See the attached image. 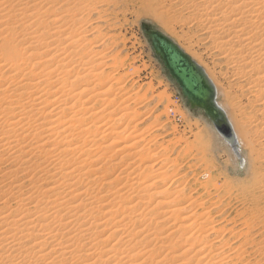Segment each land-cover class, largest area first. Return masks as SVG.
Returning a JSON list of instances; mask_svg holds the SVG:
<instances>
[{
  "label": "bare ground",
  "instance_id": "obj_1",
  "mask_svg": "<svg viewBox=\"0 0 264 264\" xmlns=\"http://www.w3.org/2000/svg\"><path fill=\"white\" fill-rule=\"evenodd\" d=\"M40 1L50 4L48 8L64 1V9L71 7L65 9L71 16L61 15L63 7L51 8L44 10L48 15L41 20ZM47 1L0 0V37L12 34L6 28L10 25L21 26L26 33L18 32L20 41L26 42L23 49L12 46L5 36L0 38V264H264V234H258L260 240L233 249L226 247L227 241L211 239L212 226L203 228L212 223L211 219L205 222L211 217L209 212L200 221L203 227L197 224L199 231L192 228L197 223V213L190 211L195 201L189 202L180 190L171 197L164 183L168 176L162 180V172L153 173L152 161L158 156L142 157L136 134L117 130L127 115L113 116L112 124V119L101 122L97 118H106L105 106L91 111L106 93L104 78L103 83L88 86V80H100V71H93L100 62L93 66L92 56L87 61L70 57L82 41L73 30L78 20L74 17L79 14L76 5L87 1ZM167 6L186 12L185 24L200 27L219 61L226 64L227 72L219 80L188 49L179 47L203 66L213 82L216 104L232 135L225 141L216 133L223 145L222 140L228 144L224 147L227 153L236 164L245 144L260 163L255 164L258 174L248 197L264 195V0H167ZM62 42L67 46L60 47ZM37 47L42 57L35 54ZM64 48L74 51L67 54ZM27 50L29 60L43 61L26 64ZM75 66L86 73L73 78ZM67 67L70 70H64ZM3 69L13 74L6 77ZM222 81L232 89L229 93ZM149 197L156 199L152 208H148ZM256 222L264 225V213L252 217L250 226ZM162 223H169L164 224V233L154 227ZM190 228L198 231L195 237H185Z\"/></svg>",
  "mask_w": 264,
  "mask_h": 264
},
{
  "label": "rangeland",
  "instance_id": "obj_2",
  "mask_svg": "<svg viewBox=\"0 0 264 264\" xmlns=\"http://www.w3.org/2000/svg\"><path fill=\"white\" fill-rule=\"evenodd\" d=\"M86 1L87 2L84 4H81V2L79 3V6L76 5V8L79 10V14H76L74 18L76 20L78 19L77 23H79L75 24L73 30L75 32H79L76 33V36L77 38H81L82 41L77 50L75 49L77 52L76 55L71 54L70 57L72 56L71 58H73V61H78L80 60L79 58H81V60L84 59L83 61H85L86 58L88 60V58L92 56L89 58V60L93 62V66L99 64L100 62L98 66L96 65L97 69L95 68L93 70L96 73L100 71V80L94 82V80L90 79L88 80L89 83L86 82V84L88 83V86L91 87L95 85L94 83L98 84V82L103 83L105 81L104 85H106L104 90H106V93H104L105 96L103 95L104 98L101 97L100 99L104 100L101 101L102 104L101 102L97 103V105L95 104V108L91 111L100 110L99 108L105 106L104 109L106 110L105 112L107 114L106 118H97L99 120L101 119V122L102 120H104L103 122H107L112 119L113 122L110 120L112 124L115 121V117L117 119L120 117V115L123 116L122 114L127 115V118L126 116H123L121 127H118V124L115 125L118 127L117 130L126 131L125 134L131 133L133 136L136 134L135 136L139 140V149L141 150V153L143 152L141 154L143 155L142 157L147 158L153 155L158 156V158H155V161L153 160L154 162L152 161V165L155 167L153 173L162 172V180L168 176V181L165 179L166 181H164V183L166 182V186L170 191H168V194L171 195L173 193L171 197L174 198L177 196V192L181 191L180 194L185 196L184 198L189 196V199L187 198L188 201H191L192 199V203L195 201L194 206L196 207L194 209L192 208L190 211L193 212V215L197 213V218H193L197 221V223L196 225H192V228L198 230L197 228L200 225L202 226L204 224L203 222L205 221V218L208 217L206 216V213L209 212L210 215H208L211 217H208L205 222H207L208 219H211V222L214 223L212 224L208 222V225L204 224V227H202L204 229H208L207 226H210L209 228H211V226L213 227L212 229H214V231L210 229L212 234L211 239L214 238L216 241L220 239L221 241H224V244L225 241H227L226 244L228 245L226 247H231L233 249L240 247V244L241 246L245 247L244 245L247 244V242L249 243L252 240H258V234H260V237L262 234H264V225L256 222V224H259L258 226H256L254 223V225L250 226V223H252V217L258 214V212L264 213V195L261 194V196H259L256 194V199H251L248 197L247 192L252 189L253 178L256 173L258 174V170L255 169V164L259 165L260 163H258V161L257 163L255 162L254 156L251 155L250 151L248 150L249 148H247L245 144H242L240 147V161L242 162L236 161V164L234 163L230 154L227 153L226 149L224 148L225 145L229 147L228 144H226L224 140H222L224 145L221 143L220 139L216 136V130L211 125L210 121L203 115L202 111L191 110L189 106L186 105V101L182 97L179 87L174 82V80L170 78L161 62L154 55L143 29L152 28L166 34V36L171 38L178 47H184L186 50L188 49L190 54L194 58L199 59L206 69H210V71L213 70L215 77L219 75L217 78L220 80V77L226 74L227 67L224 61H219V57L217 56L218 54L212 48L213 45L208 39V36L202 32L200 27L197 25L185 24V18L187 20L186 12L181 11L180 13L179 9H177L178 7L174 9L169 8L167 6V0H103L104 2L102 0ZM47 2L49 3L50 1L48 0ZM14 5L15 3L13 2V4L10 6L13 7ZM42 5L43 7H41ZM44 5V1H40L38 8H41L37 10L36 7V10L40 12L39 15L41 16V20L45 19L48 15L47 13L46 16L44 15L45 9L46 11L49 9L51 10V8H53V11L58 10L59 8L63 7L64 1L54 2L51 8H48L50 4L49 6ZM10 6L7 7V10L10 9ZM71 6L73 7V5ZM65 7V9H68L70 6ZM65 9L63 7L64 12L61 15L71 16V12L66 13ZM36 10L33 11L37 14L38 12ZM40 10L44 13H42ZM10 13H12L11 9ZM161 15H163V17ZM10 26H6V28H10L12 30V34H9L12 40L9 38L7 33L4 34L3 30L1 33L3 32V36L6 37V40H8L11 45L13 43L12 46H21L20 48L23 49V47L26 45V42L23 43L20 41L21 36L19 34L22 33L21 35H26L23 27L16 25ZM15 30H17V32ZM7 31H9V29ZM3 36L0 38H4ZM62 43L63 44L60 47L63 48L67 46L66 42ZM39 47H37L38 51L36 50L35 54H38L42 57L41 48ZM66 50L67 54L74 51L72 48H67ZM27 52L28 50L25 51V58L27 59L26 64L30 63L29 66L34 64L32 62L40 63V61H43L44 59L43 58L38 61L30 59V62V57L28 58L27 55L29 53ZM74 56L76 57L74 58ZM76 67L77 66L74 67V75H72V77H82L86 72L83 71V69H80V67ZM201 67L203 68V66ZM66 69L70 70V67H67L64 70ZM2 71H4L6 77H10L13 74L12 72L11 74L9 71L4 69ZM222 84L225 88V92L229 93V91L232 90L229 86H227L226 81H222ZM78 86L74 87L75 91L77 90ZM217 99L221 103L224 102L223 96H219ZM109 100L110 102L112 101V103H114L111 104ZM111 112L115 113L111 114V118H108L107 116ZM82 117L88 120V115L86 117L85 115ZM134 117L136 118L135 120ZM98 119H96V122L95 120L92 122L97 123ZM101 122L99 124H101ZM125 126H128L127 129ZM122 127H125V130ZM96 136H99V134ZM103 142L104 141H101L99 143L103 144ZM140 170L141 168L139 171ZM164 172H166V174ZM164 175L166 176L164 177ZM161 179L160 181H162ZM181 195L180 197L183 198ZM151 200L152 201H150L148 204V208H152L151 206H154L155 204L154 200L156 199L152 198ZM198 214L203 217L199 216ZM199 217H201V220L198 219ZM203 219L204 221L201 222L202 224H200V221ZM246 222H249L248 227ZM198 223L199 226H197ZM164 224L166 223L157 224L154 225V227H156L158 230L161 227L162 233H164L167 230L166 228L169 223L166 224L167 226H164ZM192 228H190L191 231L189 230V234L187 233L185 237H195L197 235L199 230L195 232V234L194 231L196 230ZM192 233L194 234L192 235ZM162 235L163 234H161V236ZM245 238L247 240H245ZM262 239H264V236ZM111 242L112 241L109 243ZM248 247H250L249 244L246 248L248 249ZM254 259L255 258H253V260ZM250 260L252 261V257Z\"/></svg>",
  "mask_w": 264,
  "mask_h": 264
},
{
  "label": "water",
  "instance_id": "obj_3",
  "mask_svg": "<svg viewBox=\"0 0 264 264\" xmlns=\"http://www.w3.org/2000/svg\"><path fill=\"white\" fill-rule=\"evenodd\" d=\"M143 30L154 55L179 87L186 105L191 110L202 111L216 132L229 141L232 136L229 123L216 104L214 86L204 69L161 31L152 28Z\"/></svg>",
  "mask_w": 264,
  "mask_h": 264
}]
</instances>
